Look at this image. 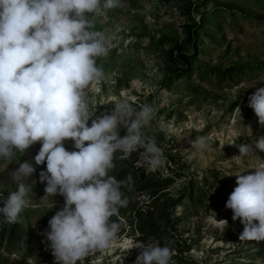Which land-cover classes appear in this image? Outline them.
I'll use <instances>...</instances> for the list:
<instances>
[{"label":"rangeland","instance_id":"1","mask_svg":"<svg viewBox=\"0 0 264 264\" xmlns=\"http://www.w3.org/2000/svg\"><path fill=\"white\" fill-rule=\"evenodd\" d=\"M92 20L109 52L97 60L104 79L87 89L91 119L120 101L154 104L158 112L145 132L170 163L143 174L138 152L116 154L109 175H131L124 189L129 204L111 218L121 225L114 248L82 264H135L137 244L149 237L169 243L174 264H264V241L240 240L243 225L225 208L234 174L256 163L239 157L233 145L264 136L247 106L264 87V0H121ZM119 134H126L123 127ZM199 136L211 147L185 152ZM72 143L65 141V148L74 150ZM39 148L38 142L11 161L0 159V200L16 190L11 172L19 163L36 169L20 181L32 189L29 206L17 223L0 225V264H56L43 233L64 200L44 196L39 173L46 164L33 160ZM255 155L264 159V152Z\"/></svg>","mask_w":264,"mask_h":264},{"label":"clouds","instance_id":"2","mask_svg":"<svg viewBox=\"0 0 264 264\" xmlns=\"http://www.w3.org/2000/svg\"><path fill=\"white\" fill-rule=\"evenodd\" d=\"M121 0H0V159L11 161L16 153L40 143L35 165L44 196L63 197L64 203L43 233L56 264H78L115 246L121 225L112 220L129 204L124 191L132 177L109 175L116 154L130 158L138 152L137 165L156 170L170 163L145 128L158 112L154 104L139 108L120 101L110 112L91 119L87 89L104 79L97 65L106 57L109 41L93 30L92 17L120 6ZM247 106L264 128V87L248 97ZM239 113L240 109L237 108ZM91 123L89 125V121ZM126 131L120 136L119 129ZM252 138L251 127H245ZM72 141L74 150L65 148ZM188 151H206L204 136L189 141ZM239 157L256 163L234 174L236 187L225 208L243 225L239 239L264 241V136L252 144H234ZM142 150V151H140ZM32 162L19 163L11 172L16 190L0 200V225L15 224L30 203L32 190L23 182L35 173ZM224 221V220H223ZM227 224V221H224ZM135 264H174L169 243L149 237L137 244Z\"/></svg>","mask_w":264,"mask_h":264},{"label":"trees","instance_id":"3","mask_svg":"<svg viewBox=\"0 0 264 264\" xmlns=\"http://www.w3.org/2000/svg\"><path fill=\"white\" fill-rule=\"evenodd\" d=\"M185 55H186V54H185ZM173 79H174V78H173ZM169 81H170V80H169ZM125 161H128V160H125ZM146 168H147V167H145V166H144V167H141V168L139 169V171L143 172V174H144Z\"/></svg>","mask_w":264,"mask_h":264}]
</instances>
